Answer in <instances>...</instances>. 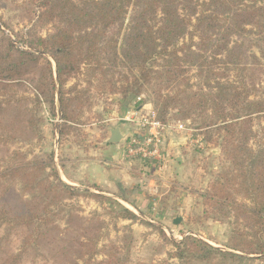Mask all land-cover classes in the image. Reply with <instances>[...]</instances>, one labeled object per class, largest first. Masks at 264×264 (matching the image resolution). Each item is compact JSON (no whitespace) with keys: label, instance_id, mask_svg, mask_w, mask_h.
Segmentation results:
<instances>
[{"label":"trees","instance_id":"16d2710c","mask_svg":"<svg viewBox=\"0 0 264 264\" xmlns=\"http://www.w3.org/2000/svg\"><path fill=\"white\" fill-rule=\"evenodd\" d=\"M33 5L40 10L36 24H51L52 32L29 42L35 53L16 51L10 40L8 53L0 54L2 73L12 77L45 59L50 112H59L63 123L73 120L72 104L81 108L89 101L76 87L64 90L76 77L100 93L139 99L138 109L151 104L163 124L172 112L181 121L198 117L199 127L216 137L224 160L201 196L214 210L229 206L247 214L248 246L233 250L264 256V0H35ZM145 94L148 100L141 99ZM63 123L56 125L60 135ZM29 175L37 187L26 214L13 224L25 227L24 250L32 242H53L61 257H73L70 264H89L96 255L90 236L95 226L62 201L90 193L62 180L54 154L47 163L30 166ZM113 213L137 219L124 207ZM60 221L65 233L54 238ZM173 246L181 262L195 254L209 263L247 259L195 237ZM21 260L17 254L0 264Z\"/></svg>","mask_w":264,"mask_h":264},{"label":"rangeland","instance_id":"374dc122","mask_svg":"<svg viewBox=\"0 0 264 264\" xmlns=\"http://www.w3.org/2000/svg\"><path fill=\"white\" fill-rule=\"evenodd\" d=\"M34 1L0 0L1 55L8 53L10 40L16 51L35 53L29 42L52 32L51 24H36L40 10ZM48 59L55 69L54 62ZM47 67V61L40 59L12 77L0 69V263L17 254H22L19 264L72 261L73 257H61L60 247L53 242H32L24 250L25 227L13 225L14 220L26 214L37 187L35 181H30V166L47 163L54 154L62 180L90 193L62 201L73 205L95 226L90 236L95 240L96 255L89 264H264V256L233 250L236 245L244 251L248 246V232H252L248 231L247 214L229 206L214 210L201 196L216 181L224 160L216 137L199 127L198 117L181 121L174 112L170 113L159 157L143 161L137 155L129 156L130 139L123 144L105 142L116 128L129 129L133 135L141 133L137 123L123 119L134 110L142 115L155 112L151 104L138 109L139 99L100 93L90 89L83 79L69 78L64 90L76 87L89 101L81 108L78 103L72 104L73 120L63 123L59 112L56 116L50 112L53 92L45 78ZM148 97L145 94L141 99ZM179 122L185 123L183 131L175 128ZM62 123L60 135L56 125ZM91 166L96 169L93 175ZM106 179L110 184L105 183ZM226 198L223 195L220 199L227 204ZM235 198L241 202V196ZM245 203L248 205V201ZM122 207L131 210L137 219L124 220L113 213ZM177 219L181 220L178 225L174 224ZM98 228L100 235L94 232ZM65 230V222L60 221V233H54V238ZM184 237L201 239L247 259H216L209 263L195 254L181 262L175 257L173 241Z\"/></svg>","mask_w":264,"mask_h":264},{"label":"built area","instance_id":"2783aa9c","mask_svg":"<svg viewBox=\"0 0 264 264\" xmlns=\"http://www.w3.org/2000/svg\"><path fill=\"white\" fill-rule=\"evenodd\" d=\"M129 123H137L141 128V133L132 135L128 144L129 156H139L143 161L156 159L159 157V146L162 143V132L166 129L165 124L157 119L155 112L142 115L140 111L134 110L128 113L123 119ZM175 128L178 131L184 130V123L179 122Z\"/></svg>","mask_w":264,"mask_h":264},{"label":"water","instance_id":"95a60500","mask_svg":"<svg viewBox=\"0 0 264 264\" xmlns=\"http://www.w3.org/2000/svg\"><path fill=\"white\" fill-rule=\"evenodd\" d=\"M132 135L129 129L122 131L120 128H116L111 131V137L105 142L106 145L123 144ZM181 162L180 158L178 159ZM181 223L180 219L174 221V224Z\"/></svg>","mask_w":264,"mask_h":264},{"label":"crops","instance_id":"0c3cea01","mask_svg":"<svg viewBox=\"0 0 264 264\" xmlns=\"http://www.w3.org/2000/svg\"><path fill=\"white\" fill-rule=\"evenodd\" d=\"M147 107H150V108H148V109H152V106H149V105H147ZM96 169L93 167V166H91L90 167V173L93 175V172L95 171ZM107 181H105V183H107V184H110L109 183V179H106Z\"/></svg>","mask_w":264,"mask_h":264}]
</instances>
